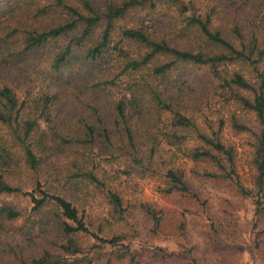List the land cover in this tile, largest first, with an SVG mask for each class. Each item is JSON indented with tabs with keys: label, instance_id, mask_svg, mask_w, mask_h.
<instances>
[{
	"label": "trees",
	"instance_id": "16d2710c",
	"mask_svg": "<svg viewBox=\"0 0 264 264\" xmlns=\"http://www.w3.org/2000/svg\"><path fill=\"white\" fill-rule=\"evenodd\" d=\"M210 94L255 124L232 111L218 126L204 122L197 113ZM227 121L254 136L252 187L238 185L262 212L264 0H0V123L12 143L0 141V195H30L40 215L7 242L1 232L22 211L0 202V264H92L76 239L89 228L73 201L88 191L76 177L104 181L89 169L100 145L130 167L164 165L169 193L194 192L185 170L169 166L179 154L229 178L236 150L222 138ZM42 169L59 175L49 190L57 181L63 193L37 197L16 181ZM109 193L120 219L123 201ZM120 240L101 238L114 248L96 253L133 262L115 248Z\"/></svg>",
	"mask_w": 264,
	"mask_h": 264
},
{
	"label": "rangeland",
	"instance_id": "374dc122",
	"mask_svg": "<svg viewBox=\"0 0 264 264\" xmlns=\"http://www.w3.org/2000/svg\"><path fill=\"white\" fill-rule=\"evenodd\" d=\"M35 89L34 93L43 89L41 82L37 81ZM202 108L201 113L197 111V116L203 114L208 118L204 122L213 126H218L222 117L226 120L231 111L243 116L249 125L255 124L253 114L244 116L236 104L219 96L206 99ZM222 138L236 150L234 173L229 178L207 176L203 173L205 169L219 171V168L181 154L169 165L185 170L194 188L190 194L167 192V168L164 165L156 170L130 167L116 154H105L100 145L89 169L104 181L98 183L82 176L75 178V170L66 174L67 178L72 174L76 180L84 179L88 185L87 195L79 192L73 201L89 228L76 236L82 254L89 255L92 264H264V211L256 213L253 200L246 197L238 185L252 187L254 136L252 132L232 128L227 121ZM0 141L12 145L7 129L1 123ZM194 142L197 141L191 140L188 145ZM168 148L165 145L163 149ZM193 170L202 173L195 175ZM58 176L42 169L36 173L25 172L16 181L24 190L42 197L44 191H50V179ZM63 177L60 175L61 180ZM53 186L57 189L50 191L54 192L52 194L65 190L57 181ZM110 190L118 193L123 201L120 219L119 215L117 218L113 215ZM0 202L11 203L22 211L20 219L5 224L8 232H1L7 242L19 240L27 231L28 218H38L39 211L34 209L30 195H0ZM51 208H54L53 204L44 209ZM115 236H122L115 248L129 249L130 254L135 255L133 262L128 256L110 260L107 255L96 253V249L112 250L114 247L102 242L101 238L109 240ZM92 244L98 247H91Z\"/></svg>",
	"mask_w": 264,
	"mask_h": 264
}]
</instances>
